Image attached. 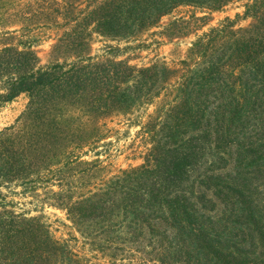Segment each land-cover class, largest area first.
<instances>
[{
    "label": "trees",
    "instance_id": "obj_1",
    "mask_svg": "<svg viewBox=\"0 0 264 264\" xmlns=\"http://www.w3.org/2000/svg\"><path fill=\"white\" fill-rule=\"evenodd\" d=\"M233 1L53 0L43 7L42 16L59 29L65 27L52 50L64 61L47 64L35 49L39 41L35 36L17 29L2 32L0 107L22 94L29 101L16 122L0 131V264L80 262L70 240L56 238L42 216L12 208L14 202L6 200L2 188L13 185L42 205L64 210L81 236L101 252L142 238L146 229L155 231L162 224L196 248L198 237L215 244L231 239L220 234L217 241L212 228L198 230L197 210L188 208L189 201L173 181L195 163L194 136L198 113L206 112L205 100L214 97L229 104L217 120L223 130L214 149L222 158L231 135L225 130L229 117L231 124L243 119L242 99L264 93V0H243V13L199 35L178 68L166 63L138 67L113 56H93L91 49L94 33L126 40L181 6L201 10L203 15L193 13L190 18L204 21ZM242 19L251 22L238 26ZM181 22L183 17L170 25L178 28ZM170 93L173 105L166 109L161 127L151 122L142 126L150 144L144 163L97 186L88 184L89 171L102 167L87 165L89 171H82L81 164L91 162L82 156L107 138L100 120L131 113ZM258 155L263 157L262 152ZM219 182L223 185L225 180ZM246 219L251 224L253 214Z\"/></svg>",
    "mask_w": 264,
    "mask_h": 264
},
{
    "label": "rangeland",
    "instance_id": "obj_2",
    "mask_svg": "<svg viewBox=\"0 0 264 264\" xmlns=\"http://www.w3.org/2000/svg\"><path fill=\"white\" fill-rule=\"evenodd\" d=\"M52 3L53 0H0V46L5 38L2 32L17 29L21 30L20 34H31L39 40L35 49L42 64L56 59L64 61L60 53L54 54L52 50L65 27L59 29L54 21L42 16L43 7ZM242 4L243 0H234L204 21L190 18L193 13L203 15L201 10L181 6L163 17L156 26L126 40H111L94 33L91 52L93 56H113L138 67L166 63L178 68L199 35L227 17L242 14ZM182 17L184 23L181 22L180 27L170 25L174 19L181 20ZM250 22L251 19H242L238 26H247ZM231 79L234 82L235 76ZM256 93L257 90H253V94ZM173 98L172 93L162 95L131 113L100 120V124L105 123L107 128V138L96 149L88 148L82 156V159L91 161L90 164H81L82 171H89L87 165L90 169L95 164L102 167L89 171L92 177L88 184L97 186L122 170L144 163L150 144L144 140L141 129L147 124L160 128L166 109L173 105ZM28 101V96L22 94L0 107V131L16 122ZM204 103L207 104L206 112L202 109L198 113V131L194 136L197 138L194 141L195 163L186 174L173 181V186L189 201L188 208L197 210L198 230L212 228L210 233H215L216 240L220 234L229 235L230 240L222 238L215 244L209 243L211 239L198 237L196 248L190 241L183 240V236L173 234L169 225L162 224L155 231L146 229L142 238L135 237L141 241L133 239L128 243H115L101 252L81 236L64 210L42 205L19 186L2 188V192L6 200L14 202L12 208L17 212L42 216L56 238L69 239L73 253L80 256L79 264H264V93L260 98L251 95L249 101L242 99L241 109L246 114L240 113L245 117L237 123L231 124L229 120L232 118L227 116L225 130L231 135L226 138L224 148L227 153L222 158L216 156L214 149L217 136L223 130L217 120L218 114L221 117V112L229 104L214 97ZM235 108L233 106V110ZM258 150L263 157L258 155L261 154ZM221 179L225 180L223 185L219 184ZM250 214H253V220L248 225L246 216L249 220ZM236 215L241 217L237 221ZM148 220L155 223L157 219Z\"/></svg>",
    "mask_w": 264,
    "mask_h": 264
}]
</instances>
